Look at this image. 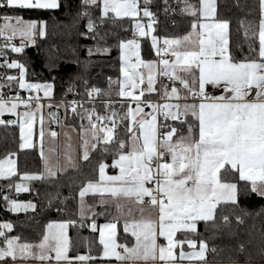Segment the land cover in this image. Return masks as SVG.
Returning <instances> with one entry per match:
<instances>
[{"label": "snow or ice", "instance_id": "snow-or-ice-1", "mask_svg": "<svg viewBox=\"0 0 264 264\" xmlns=\"http://www.w3.org/2000/svg\"><path fill=\"white\" fill-rule=\"evenodd\" d=\"M174 3L189 24L182 35L170 37L155 34L152 10L175 12L169 0H0V126L19 130L17 150L0 157L4 210L35 213L37 203L8 193L13 188L17 194L30 192L31 182L55 185L54 191H45L43 207L78 196L79 226L98 233L102 246L98 255L89 248L88 254L70 256L67 230L76 220L48 223L33 243L9 235L14 225L4 221L0 264H209L208 254L218 251L209 238L252 215L245 201L264 199V0H257L258 20L246 26L240 22L243 43L233 41L231 22L218 16L216 0ZM65 9L67 22L52 16L51 24L18 14ZM125 18L129 39L113 31H129ZM82 21L84 31L79 30ZM60 29L69 37L75 30L94 44L82 46L83 60L77 51L81 46H69L81 71L61 85L57 98V81L64 77L30 81L23 57L26 47H35L45 53L48 71L57 70L59 47L49 44L45 50L40 42ZM109 36L117 41L121 78L108 77L105 89L90 85L86 73L93 56L111 53ZM144 41H150V59L141 55ZM6 114L13 118L4 119ZM73 132L80 137V159L90 163L97 154L92 174L76 185V195L71 182L57 183L61 176L83 174L72 155ZM61 136L68 141L63 153ZM25 150L37 153L40 170L19 172L18 152ZM109 157L111 164L105 162ZM108 168L118 173L109 175ZM65 186L68 196L62 195ZM101 217L107 222L97 223ZM120 225L125 243H117ZM236 251L243 264H256L244 243ZM258 255L264 262V247ZM229 264L241 260L229 257Z\"/></svg>", "mask_w": 264, "mask_h": 264}, {"label": "trees", "instance_id": "trees-1", "mask_svg": "<svg viewBox=\"0 0 264 264\" xmlns=\"http://www.w3.org/2000/svg\"><path fill=\"white\" fill-rule=\"evenodd\" d=\"M78 2V0H77ZM197 2V0H192ZM169 3L176 8L175 12H169L164 14L162 7L158 10L156 6L152 7V10L156 12L157 24L154 27L157 29L156 33L160 36H178L182 35L188 27L189 18L186 15H182L179 8L174 3V0H169ZM217 14L220 18L230 20V31L234 42L243 43V29L240 26V22L244 21L245 26L249 21L258 20V3L257 0H216ZM156 4H162V0H156ZM25 19L29 18H41L49 20L50 17L55 16L60 20H65L67 16V10H61L58 13H48L40 15L36 12L22 11L18 13ZM84 22L80 24V31H84ZM124 28H128L129 31L124 32L119 27L113 29L114 32H118L121 38L129 39L131 35V26L127 22V18L123 23ZM51 32L52 29L50 28ZM100 31H104L101 29ZM107 43L112 45V51L108 55L93 56L91 59L93 63L87 70V77L90 85H95L101 88H107L108 77H111L114 81L119 78V52L115 45L117 43L113 36H109ZM41 47L47 50L49 44H55L60 49V61L57 70L48 71L45 63V53L38 52V49L32 46H28L25 49L26 56L23 58L28 60L29 76L28 79L33 82H43L44 80H50L51 76H63L64 80H58L56 86V96L59 98L62 95L61 85L67 82L70 76H73L81 69L77 64L72 61L76 59L73 56L71 46H81L77 48L79 53V59L83 60L86 56V51L82 47L83 45L92 46L94 41L91 39H84L76 34L73 30V34L69 37L65 30L60 29L56 35H50L46 41L40 42ZM142 57L144 59H150L153 54L150 53V44L148 41L142 42ZM13 58H20L17 54L10 53ZM79 83V82H78ZM115 88V85L113 86ZM80 90L83 91V86H80ZM71 95L67 97L70 98ZM115 97V92H113ZM86 123V122H85ZM19 133L18 128L8 127L4 128L0 126V157H3L8 151H15L18 148ZM27 153V154H26ZM97 154L93 153L91 162H79L82 173H70L67 176H61L57 182L59 184H67L69 182L73 185V195H76V185L83 181L86 177L90 176L91 169L96 166ZM18 170L20 173L25 171L36 172L40 170L41 164L36 152L27 150L18 152ZM107 163L111 164V158H107ZM107 171L113 172L112 168H108ZM15 182H19L18 177L13 178ZM6 184L5 181H0V197L7 192V189L3 188ZM31 191L27 193H15L14 188L8 194L18 201L26 202L32 200L37 203L38 208L34 213L31 210L28 212L11 213L4 210L3 201L0 199V222L11 221L14 225L13 230L9 235L19 236L21 242L33 243L37 242L44 233L45 227L51 222H61L65 220H76L77 223L74 226H69L68 237L70 242V256L75 254H88L89 248H91L93 255H98L97 249L101 246L98 244L97 233H92L88 227L81 228L79 226L80 219L78 215V196L76 199H69L64 204L56 202V206L63 209V211H57L56 206L52 208L43 207L45 197V191L52 192L55 190V185L49 187L41 182H31L29 185ZM36 190H39V197L36 196ZM63 196L69 195V188L67 186L61 189ZM91 200L90 198H87ZM252 215L244 217V223L237 225L233 220L231 229L225 230V233L231 232L234 235H228L225 233L217 235L215 238H209V246H217V253L208 254L207 259L209 264H229V257L239 258L241 264H243V256H238L236 246L238 243H244L247 252H251L256 257V264H264L261 261L258 252L261 247H264V212L261 211V205H264V199L252 197L250 200L244 202ZM43 208V210H42ZM257 212H261L257 215ZM105 221L104 218H99L97 222ZM203 232V226L200 228ZM207 235V234H206ZM118 243H125V234L123 233L121 226H118ZM223 249V250H221ZM247 252L245 254H247Z\"/></svg>", "mask_w": 264, "mask_h": 264}, {"label": "crops", "instance_id": "crops-1", "mask_svg": "<svg viewBox=\"0 0 264 264\" xmlns=\"http://www.w3.org/2000/svg\"><path fill=\"white\" fill-rule=\"evenodd\" d=\"M154 55V54H153ZM12 74H15L14 72L12 73ZM146 111H147V109H146ZM61 115H63V112H62V110H61ZM4 119H9V118H13V117H10V116H8L7 114L5 115V117H3ZM18 133H19V130H18ZM71 145H72V155H73V157L75 158V159H77L78 160V162H80L82 159H80V156L82 155V148L80 147V144H81V141H80V137H79V135L76 133V132H73L72 134H71ZM68 143V141H66L65 140V138L63 137V136H61V138H60V151L63 153V151L65 150V145ZM25 151H27V150H25ZM114 171L113 172H109V171H107V169H106V172H107V174H109V175H113V174H117L118 173V170H115V169H113ZM0 181H2V180H0ZM87 199V198H86ZM88 200V199H87ZM22 202V201H21ZM88 203H92V200H88ZM30 211V210H29ZM21 212H23V211H21ZM101 218H103V217H101ZM105 222H107L106 220L105 221H101V222H97V223H99V224H103V223H105ZM51 223H53V222H51ZM47 226V225H46ZM121 226V229H122V225H120ZM45 230H46V227H45ZM44 230V231H45ZM123 231V230H122ZM67 232H68V230H67ZM97 238L99 239V234L97 233ZM118 243V242H117ZM102 247V246H101ZM185 250H188L187 249V246H185ZM81 255H84V254H81ZM28 264H36V262H28ZM114 264H116V262L114 261Z\"/></svg>", "mask_w": 264, "mask_h": 264}, {"label": "built area", "instance_id": "built-area-1", "mask_svg": "<svg viewBox=\"0 0 264 264\" xmlns=\"http://www.w3.org/2000/svg\"><path fill=\"white\" fill-rule=\"evenodd\" d=\"M131 35H132V33H131ZM131 35H130V38H131ZM14 43H18V41H17V39L15 40V41H13ZM0 71H4L3 69H0ZM22 95H27V93H21ZM77 98H79V97H77ZM71 99H73V97L72 96H70V98H69V100H71Z\"/></svg>", "mask_w": 264, "mask_h": 264}, {"label": "rangeland", "instance_id": "rangeland-1", "mask_svg": "<svg viewBox=\"0 0 264 264\" xmlns=\"http://www.w3.org/2000/svg\"><path fill=\"white\" fill-rule=\"evenodd\" d=\"M145 23H147V19H145V21H144ZM17 41H18V43H16L17 45L20 43V40H19V38H17ZM148 43L150 44V41H148ZM142 55V54H141ZM119 67H120V65H119ZM120 74V73H119ZM119 78H121L120 77V75H119ZM41 95H42V93H41Z\"/></svg>", "mask_w": 264, "mask_h": 264}]
</instances>
